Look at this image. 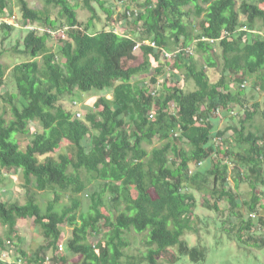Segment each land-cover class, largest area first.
I'll list each match as a JSON object with an SVG mask.
<instances>
[{"label":"trees","instance_id":"1","mask_svg":"<svg viewBox=\"0 0 264 264\" xmlns=\"http://www.w3.org/2000/svg\"><path fill=\"white\" fill-rule=\"evenodd\" d=\"M11 1L0 0L1 16L13 14ZM16 1L22 18L57 31L60 46L55 52L48 46L54 36L27 32L22 52L31 58L10 69L16 94L0 93L11 114H0V176L21 170L25 188L23 203L0 199V256L18 219L33 218L45 244L34 258L19 250L24 264H70L69 254L79 257L73 264H178L184 257L202 262L207 249L184 239L191 233L199 239L205 226L194 213L195 194L216 212L225 204L228 211L216 226L228 239L264 249V102L241 101L246 77L264 70V0H119V20L131 19L135 36L115 31L105 0H82L93 12L85 25L72 0H44L59 7V19L46 7ZM92 1L105 11L110 29L90 30ZM216 47L221 68L211 82ZM139 52L140 63L122 64ZM194 53L203 55L204 65ZM169 67L176 72L165 76ZM8 70L0 62V90ZM187 80L193 89L186 90ZM75 90L95 95L83 118L60 104ZM232 104L240 105L243 116L237 125L218 128L217 119L237 113ZM35 121L41 130L22 145L16 135L29 133ZM64 143L67 150L58 153ZM242 182L248 183L247 198L237 191ZM44 191L52 198L42 206L37 193ZM65 195L70 203L62 202ZM63 224L71 227L64 245ZM132 232L146 233L141 258L126 253ZM100 233L95 244L88 240ZM45 248L50 258L41 254ZM0 264L9 263L0 258Z\"/></svg>","mask_w":264,"mask_h":264},{"label":"rangeland","instance_id":"2","mask_svg":"<svg viewBox=\"0 0 264 264\" xmlns=\"http://www.w3.org/2000/svg\"><path fill=\"white\" fill-rule=\"evenodd\" d=\"M28 5L32 8L36 9H47L49 14L59 19V7L49 5L45 6L44 0H26ZM74 3L77 4L76 8V15L78 21L85 25L89 18L93 15V12L89 9L85 8L83 6L82 0H72ZM240 0H237V3L239 4ZM92 6L95 9V16L92 20V27L90 30H98L101 27L104 26L106 29H110V26H105L108 17H106V13L103 10V8L99 7L98 3L95 1H92ZM105 7H108L112 11V20H114L115 23V31L121 32V29L124 30L126 33H129L131 35L135 36L136 31L138 30V27L132 23V20L130 19H124L122 18L119 20L120 14L124 11V7L121 1L119 0H105L104 3ZM11 9L13 11V14L18 18L21 19L22 16L19 12V4L16 0L11 1ZM193 13H190L189 17H192ZM240 20H243V15H240ZM38 25H44L41 22H38ZM41 23V24H40ZM260 25V24H258ZM12 29L8 31L7 29L0 28V62L5 64L7 67H9V70L7 71L5 78H4V85L2 89L0 90V93L4 95L5 98L8 97V95H15L16 94V86L15 82L13 80L12 74L10 69L12 66L16 63L23 62L25 60H28L31 58V56L26 53L22 52L24 48L23 43V37L28 32L27 29L20 28L17 26H11ZM56 33L54 35V39H51L48 41V46L53 51H57L58 47L60 46V41L56 38ZM172 54L179 53V48L174 49L171 51ZM192 52V51H191ZM216 54L214 55V60L218 64L215 68H209L208 69V75L211 82H214L219 77L220 68H221V56H220V50L216 47L215 49ZM194 58L198 62V65H204V59L202 54H193ZM40 61L41 59L38 58ZM142 61V53L139 52L138 56L134 60H123L122 64L125 67L137 65ZM176 72V70L172 67H169L167 69V72L165 74L168 75L171 72ZM178 76L183 78L181 72L177 73ZM145 75H142L140 77H144ZM260 77V79H259ZM264 70H261L260 72L256 73L255 75L247 76L243 87V95L241 97V101L243 105H251L253 102L258 101L261 104L264 102V92L261 90L260 82L264 83ZM263 80V81H262ZM147 81V80H146ZM161 81V79L159 80ZM256 82L254 84L253 82ZM162 82V81H161ZM161 82L158 83L157 89L160 90L161 88ZM185 83L186 90H191L194 88V83L191 80H187V82H183V85ZM242 84V83H241ZM237 83H234V88L237 87ZM102 93V92H101ZM100 93V94H101ZM104 93V92H103ZM106 93V92H105ZM108 98H111V92L108 91L106 93ZM5 98L3 96L0 97V114L5 115L6 118H10V103L5 101ZM95 98L94 93L91 92H80V91H74L72 95H67L60 99V104L65 109H70L73 112H75L74 117H78L77 113H80L79 118H83L87 109L86 107L92 106L93 100ZM15 101V99H13ZM232 107L234 111L237 113L232 117H228L227 119H217L218 120V128L223 129L229 125H237L239 117L243 116V111L241 110V107L239 104H232ZM263 108V106H262ZM262 119V118H261ZM260 119V121H261ZM29 133L27 134H17L16 138H18L22 145L28 143L32 137L33 132L41 130V125L38 122H31L29 124ZM24 148V147H23ZM66 149V143L63 144L62 148L58 150V153L62 150ZM85 175V172H82V176ZM1 182H0V199L1 200H7L9 202L17 201L19 203L25 202V188H23V177L21 170H12L8 171L7 173H4L0 176ZM232 184V182H231ZM96 183H92L88 187V192H92ZM241 197L247 198L248 197V183L242 182L240 183L238 190ZM258 191H261V187L258 188ZM196 195V199L198 202V205L196 209H194V213H196L200 219L203 220L205 226L202 224V229L200 232L199 239H197V236L194 234H186L184 239H186L190 246H194L197 244H200L201 246L205 247L207 249V255L204 261L202 262H192L188 258H183L178 264H264V249H260L253 246L248 247H240L234 240L228 239L227 235L220 230H218L219 223L216 226V223L224 218V216L227 213V209L225 208L224 203H220V206L225 209L222 212H216L214 210L208 209L201 205L200 196L198 194ZM65 195L62 197V202L70 203V200L68 196ZM80 200L82 201V205L84 206V203L87 201V197L84 195H79ZM52 195L48 193V191L44 192H38L37 193V199L40 202V204L43 206L46 202V200L51 199ZM107 198V197H106ZM224 206V207H223ZM217 213H224V214H217ZM198 226H201V222L198 223ZM261 232H259L260 235H264V227ZM63 236H64V242L69 239L71 234V227L63 224ZM5 231V228L3 226H0V233L3 234ZM130 237L131 244L129 248L126 249V253L136 256L138 258H141V253L145 251L144 247V239L146 237V233H140L136 234L131 233L128 235ZM127 236V237H128ZM134 236V238H132ZM128 237V238H129ZM101 238V233L97 235H91L89 236L88 240L95 244L99 239ZM40 244H45V240L43 236L41 235L40 229L34 224L33 218H24V219H18V224L16 226L15 234L11 236V239H6V248L4 251H2V254L0 258L2 260L8 261V263L14 262V259H17L21 257L19 250L24 251L25 256L24 258H34L36 253L35 251L39 247ZM42 255H45L46 257H51V250L48 248H45ZM70 257V264L74 263V260H77L79 257L74 256L72 254H69ZM23 260L19 264H24V258L21 257ZM140 264H145L144 262Z\"/></svg>","mask_w":264,"mask_h":264},{"label":"built area","instance_id":"3","mask_svg":"<svg viewBox=\"0 0 264 264\" xmlns=\"http://www.w3.org/2000/svg\"><path fill=\"white\" fill-rule=\"evenodd\" d=\"M3 24L10 25V26H17V27H20V28L27 29L28 32L32 31V32H37L39 34L47 33V34H49L51 36H54L55 33H57V31H54L52 28H50L48 26L38 25V24H35V23H30L28 20H26L24 18L18 19L14 14H12L10 16H1L0 15V27ZM262 35L264 36L263 33H262ZM163 52H164V55L166 57L173 56V54L170 53V52H166V51H163ZM77 116L80 117V113H77ZM20 262H22V261L21 260L17 261L18 264ZM9 264H11V263H9Z\"/></svg>","mask_w":264,"mask_h":264}]
</instances>
